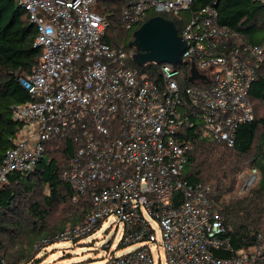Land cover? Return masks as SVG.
I'll return each instance as SVG.
<instances>
[{
  "label": "built area",
  "instance_id": "built-area-1",
  "mask_svg": "<svg viewBox=\"0 0 264 264\" xmlns=\"http://www.w3.org/2000/svg\"><path fill=\"white\" fill-rule=\"evenodd\" d=\"M14 1L34 25L43 56L20 78L33 101L13 106L25 129L0 163V187L13 172L35 169L53 138H70L79 146L63 179L75 200L89 196L91 205L54 242H75L114 216L124 225L121 247H137L113 252L103 264H163L152 243L163 248L165 264H264V236L248 248L234 247L209 189L186 175L192 129L233 145L237 129L254 119L249 91L263 46L222 24L213 5L192 10L194 0H126L125 28L151 11H190L179 16L185 63L141 71L130 66L127 51L103 39L100 0ZM193 67L199 77L191 81ZM259 177V168H245L220 202L247 194ZM152 219L161 226V243Z\"/></svg>",
  "mask_w": 264,
  "mask_h": 264
},
{
  "label": "trees",
  "instance_id": "trees-1",
  "mask_svg": "<svg viewBox=\"0 0 264 264\" xmlns=\"http://www.w3.org/2000/svg\"><path fill=\"white\" fill-rule=\"evenodd\" d=\"M125 4L126 0H100L96 11L106 21L103 39L127 51L130 66L141 71L157 70L158 63L139 66L132 59L134 49L129 42L133 31L146 20L125 28L121 20ZM205 5L218 9L222 24L239 32L247 42L264 48V5L260 2L194 0L192 10ZM157 14L151 11L148 18ZM189 14L190 11H185L179 16L186 18ZM161 15L173 20L181 32L183 21L179 16ZM36 35L21 5L14 0H0V163L25 129V124L13 117V106L33 101L20 78L29 75L42 61L43 47L36 45ZM249 96L254 119L237 129L233 145L192 129L193 148L186 165L187 177L209 189L236 248H248L259 234L264 236V61ZM78 146L70 138H53L46 144L35 169L13 172L0 187V264L40 263L39 252L47 246L42 244L43 240L75 226L87 214L91 205L89 196L75 200V192L63 179V171ZM247 167L259 168L256 184L247 194L221 203L223 195L234 190L238 176ZM63 204H70L72 213L61 224L52 226V216Z\"/></svg>",
  "mask_w": 264,
  "mask_h": 264
},
{
  "label": "rangeland",
  "instance_id": "rangeland-1",
  "mask_svg": "<svg viewBox=\"0 0 264 264\" xmlns=\"http://www.w3.org/2000/svg\"><path fill=\"white\" fill-rule=\"evenodd\" d=\"M185 16L187 14H184ZM71 205H60L56 213L52 216L51 225L61 224L68 219L72 211ZM151 223L155 229L157 243L162 242V229L157 220L152 219ZM70 228V227H69ZM124 234V225L117 223L114 216L89 233L79 239L77 243L73 241H57L54 237L43 250L39 252L41 262L38 264H103L104 261L114 252L119 256L134 250L137 245L121 247ZM151 248L154 255L160 256L163 264L166 262V256L161 246L152 243Z\"/></svg>",
  "mask_w": 264,
  "mask_h": 264
},
{
  "label": "water",
  "instance_id": "water-1",
  "mask_svg": "<svg viewBox=\"0 0 264 264\" xmlns=\"http://www.w3.org/2000/svg\"><path fill=\"white\" fill-rule=\"evenodd\" d=\"M129 46L134 49L132 59L139 66L152 62L185 63L183 53L186 40L179 33L174 21L162 15L151 16L136 28ZM197 77L199 74L193 67L190 80L194 81Z\"/></svg>",
  "mask_w": 264,
  "mask_h": 264
}]
</instances>
